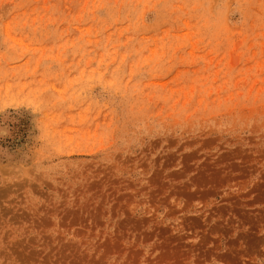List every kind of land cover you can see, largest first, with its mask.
<instances>
[{
    "label": "rangeland",
    "instance_id": "obj_1",
    "mask_svg": "<svg viewBox=\"0 0 264 264\" xmlns=\"http://www.w3.org/2000/svg\"><path fill=\"white\" fill-rule=\"evenodd\" d=\"M0 264H264V0H0Z\"/></svg>",
    "mask_w": 264,
    "mask_h": 264
}]
</instances>
